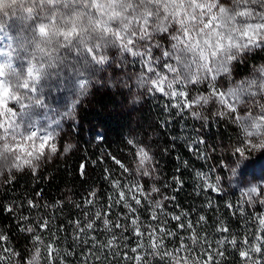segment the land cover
I'll use <instances>...</instances> for the list:
<instances>
[{
  "label": "clouds",
  "instance_id": "clouds-1",
  "mask_svg": "<svg viewBox=\"0 0 264 264\" xmlns=\"http://www.w3.org/2000/svg\"><path fill=\"white\" fill-rule=\"evenodd\" d=\"M13 20L15 35L8 28ZM259 25H264V0H0V33L9 38L0 47V182L38 170L57 156L62 133L51 123L41 125L35 115L30 120L21 117V112H34L44 104V82L65 70L75 78V94L59 110L75 118L76 105L89 93L90 82L99 81L113 52L129 62L140 58L144 66L129 74L139 85L130 102L141 101V92L158 93L155 85H161L169 100L174 88L188 92L193 107L187 112L205 126L223 114L235 129L223 151L232 157L229 174H238L246 161L264 150V60L251 64L246 75L234 77L236 62L264 47V28ZM41 26L46 31L41 32ZM150 46L159 49L152 59ZM157 61L169 67L157 66ZM177 102L184 103L179 95ZM228 103L237 113L226 107ZM49 136L52 139L46 140ZM76 147L66 141L63 154ZM151 165V159L140 158L132 181L159 180ZM209 179L225 190L219 175ZM255 184L241 187L239 193L250 192ZM47 253L45 242L33 244L26 264H51L53 257ZM171 259L182 262V256ZM186 264H194V259Z\"/></svg>",
  "mask_w": 264,
  "mask_h": 264
},
{
  "label": "trees",
  "instance_id": "trees-1",
  "mask_svg": "<svg viewBox=\"0 0 264 264\" xmlns=\"http://www.w3.org/2000/svg\"><path fill=\"white\" fill-rule=\"evenodd\" d=\"M115 55L113 52L112 56ZM109 62L111 60L107 63ZM255 62L257 57L249 56L243 64L236 66V73L246 74L250 65ZM106 64L103 71L106 70ZM174 102V99L169 100L163 93L148 94L143 105L133 115L122 108L120 94L110 85L101 83L87 102L78 109L76 124L70 126V139L77 145L75 150H70L64 155L61 140L55 159L51 163H45L37 170L35 176L30 170H25L24 173L15 174V179L10 184L0 183V232L8 238L6 241H0L3 255L14 259L16 264L17 261L26 264L33 248L32 237L35 233L29 234L20 229L26 228L27 223H34L33 218L38 214H43L49 217L51 225L47 231L42 229L37 231H40L46 244L52 241V233H55L58 237L55 246L60 249V257L51 259V264H61V260L63 264H84L85 257L87 264H123V255L115 256V249L113 252H109L108 248L93 249L90 239L87 244L82 241L74 242L73 228L68 221L77 218L83 220L84 200L89 198V193L94 190L97 191L96 199L107 207L113 193L111 181L119 180L121 187L124 183L132 181L136 175L134 168L140 159L141 148L151 157V166L160 177L154 182L145 177L139 180L145 191H149L153 183L161 189L160 193L153 194L154 199L165 195L174 196L175 200L166 202V207L177 213L181 209L187 211L193 221L199 214H206L208 225L198 228L197 234L205 233L213 242L218 239V235L213 233L218 207L219 213L227 219L231 231L242 236L245 229L244 218L240 217L239 213L231 215L230 210L224 207L225 201L230 200L236 204L240 198V193L231 187L223 154V149L235 129L219 118L217 120L210 118L205 126L191 117L187 109L172 107ZM199 140L203 143H199ZM128 141L132 143L129 144ZM197 173H206L212 180L219 175L225 189L223 194L201 187L203 178L198 177ZM105 176L108 177L107 180ZM27 199L38 202L41 205L40 209H30L27 206ZM57 201L63 202L62 208H50L47 211L43 208L44 204L54 205ZM209 201L213 203V208L204 207ZM12 202L18 207L15 213L4 210V206ZM76 203L81 207L76 208L74 206ZM245 207L249 216L253 212H263L262 208L253 209L246 205ZM123 211L121 205H115L111 213L106 211L105 214L115 220L116 213L122 214ZM141 212L147 219L146 204ZM21 215L29 216V221L26 223L21 220ZM173 226L172 222L168 225L169 228ZM248 227L254 229L255 226L249 221ZM91 234L98 240H105L106 234L99 222ZM180 234L187 235L188 232L182 230ZM179 244V236L164 239L165 248L169 250L178 248ZM129 245L135 246V238L129 241ZM213 247H216L215 243ZM65 250L72 255H67ZM119 251L128 256L133 255L122 245ZM223 251L225 253L223 264H239L240 257L235 250L225 247ZM11 252L18 255L10 257ZM141 254L145 260L151 261V264L168 262L167 257L161 260L158 256L152 257L143 251ZM194 254H200L199 248L195 249ZM47 255L49 256L48 253ZM177 255L184 256L186 253L180 252ZM51 257H55V252ZM129 264L133 262L130 261Z\"/></svg>",
  "mask_w": 264,
  "mask_h": 264
},
{
  "label": "snow or ice",
  "instance_id": "snow-or-ice-1",
  "mask_svg": "<svg viewBox=\"0 0 264 264\" xmlns=\"http://www.w3.org/2000/svg\"><path fill=\"white\" fill-rule=\"evenodd\" d=\"M257 27L264 28V25H259ZM41 32L46 31L44 26L40 28ZM71 34V33H69ZM131 43V41H130ZM91 51V49H89ZM150 55L149 59L159 53V49L149 47L148 49ZM133 55H136L133 52ZM143 55V53H141ZM164 57H167V51L163 53ZM103 57H101V60ZM162 68H168L169 64L164 62L160 64ZM32 69H29V74H31ZM166 78V77H164ZM155 85V82H154ZM157 92L163 93L167 96V91L161 85H155ZM210 87V86H206ZM214 91V89H213ZM177 95L184 101L181 103H173L171 106L181 110L189 109L193 105L189 101L188 92H178L175 88L172 91L171 99L175 100ZM218 95H223V91L219 92ZM226 107L233 113H237V109L232 106L231 103L226 104ZM219 119L223 118L221 114ZM35 135V133H33ZM52 139L50 136L46 140ZM203 143L202 140L198 141ZM129 144L132 141H128ZM249 146H251L249 142ZM53 150H55V145H53ZM240 151V149H237ZM264 151V150H262ZM140 158L151 159L147 151L143 148L139 149ZM118 164L119 161H116ZM123 168L124 166L121 165ZM107 171V170H106ZM127 171V169H125ZM33 176L36 175L37 170H31ZM139 173V170H137ZM145 176L148 175L147 171L144 173ZM198 177L203 178V187L205 189H211L213 192L223 194L221 188L217 187L213 183L209 176H205L204 173H197ZM15 179L14 175H9L6 180L0 183H11ZM107 180L108 177L105 176ZM179 183V181H177ZM113 193L108 200V206L100 204L97 198V191H92L89 193V198L84 200V216L83 220L77 218L76 220H69L68 223L72 225L73 235L72 239L74 242H80L87 244L89 239L92 242V248L95 249L99 247L101 250L108 248L109 252L114 251L115 256L123 255V264H151V261L145 260L144 255L141 251L151 255L152 257L163 256L164 259L167 257L169 264H175V260L171 259L180 252H185L186 255L182 256L181 264H186V261L190 258L194 259V264H223V257L225 247H230L235 250L239 257V264H264V212H253L250 216L246 210V207L255 209L257 205L264 208V186L255 184L250 192L240 193V198L236 204H233L230 200L225 201L224 207L230 210V214L235 216L239 213V216L244 218L245 229L242 236H238L235 232H232L227 219L223 218V214L219 213V208L216 211L218 215L215 217L216 223L213 226V233L218 235V239L214 242L211 240L207 234L201 233L197 234V229L208 225V217L206 214H199L195 221L190 218L187 211L181 209L178 213L170 211L166 207V202L175 200V197L162 196L161 198H153V194H158L161 189L153 184L149 191H145L144 187L140 182L128 181L121 187L119 180L111 181ZM135 189V191H134ZM118 193V195H116ZM39 195V193H37ZM71 202V197L68 198ZM145 204L148 206V216L147 219L142 215L141 210L145 208ZM115 205H121L124 210L123 213H116L117 218L115 220L110 219L106 211L111 213L112 208ZM27 206L30 209H40L41 205L38 202H34L32 199H27ZM63 202L57 201L54 205H48L47 203L43 205L45 211L51 209H56L58 207L62 208ZM76 208H80L81 205L76 203L74 205ZM89 206L90 209H89ZM178 207V206H177ZM205 208H213L214 205L211 201L204 205ZM4 210L10 213H15L18 211V207L15 202L7 204L4 206ZM195 211V209H193ZM55 218L54 216L52 217ZM20 219L26 223L29 221V216L21 215ZM34 223H27L26 228H21V231H26L29 234L35 233L32 237L33 244L39 245L44 243V239L41 236L40 231L37 229H42L47 231L51 225V220L48 216L43 214H38L33 218ZM249 221L254 224V229L248 227ZM98 222L102 225L103 231L106 234L105 240H98L95 235L91 233L96 229ZM173 223V227L169 228V223ZM186 230L187 235H181V231ZM179 236V247L173 248L171 250L165 248L164 239L166 237L176 238ZM52 241L47 243L48 254L51 257L53 252H60V249L55 246V240L58 239L55 233H52ZM135 238V246H130L129 241ZM145 238H147V243H145ZM8 238L3 232H0V241H6ZM188 241V243H185ZM215 243L216 247H213ZM123 246L124 249L130 251L133 255L128 256L122 254L119 249ZM199 248L200 254L196 255L195 249ZM149 249L151 250L149 252ZM39 251V249H37ZM66 251V250H65ZM67 255H72L71 252H67ZM91 254V250L90 253ZM18 254L15 252L10 253V257H15ZM53 257L52 259L59 258ZM206 257V258H205ZM220 257V259H217ZM10 258H6L3 255V246L0 245V264H8ZM97 259H99L97 257ZM17 264H21L17 261ZM61 264L63 261L61 260ZM84 264H87V257L84 258Z\"/></svg>",
  "mask_w": 264,
  "mask_h": 264
},
{
  "label": "rangeland",
  "instance_id": "rangeland-1",
  "mask_svg": "<svg viewBox=\"0 0 264 264\" xmlns=\"http://www.w3.org/2000/svg\"><path fill=\"white\" fill-rule=\"evenodd\" d=\"M8 28L10 32L15 35V32L17 30V22L15 20L11 21L8 25ZM161 39H164L166 41V37H161ZM6 43L7 42L5 41V37H3V33H0V47H4ZM157 55H159V53H157ZM251 55H255L257 57V61L264 60V47L256 50L254 53L246 54L245 59L236 62L234 67L235 78H240L249 72L250 67L246 74L239 75L238 73H236L235 68L237 65L243 64L244 61ZM159 65L160 61H157V66ZM143 67L144 66L141 64L140 58H131V62H129L127 57L118 58L115 55L111 62L106 64V70L100 71L99 81L90 82L89 93L76 105V114L78 112V109L87 102L94 91L98 89L99 85L103 83L106 85H110L116 93L120 94L122 108L135 115L137 110L143 105L147 95L145 96L144 93L141 92L140 94L144 96L141 101L130 102L133 91H138L139 85L138 82L132 81V77L129 74H134L138 71H142ZM221 82L224 84L227 83L223 80ZM125 85H127V87H125ZM76 87L77 85L75 78L69 75L66 70L63 73H58L55 78H51L50 80L44 82V104L37 108L34 112H21V117L30 120L31 117L35 115L36 117H38L41 125H48L51 123L52 127L56 128L62 133V137L58 141V147L60 141L63 140L64 148L66 141H71L70 126L76 124V114L75 118H66L62 116L59 110L64 109L65 105H67L68 103L70 96H74ZM53 121H55V123H52ZM223 154L225 157L224 164L228 171V164L231 162L232 157L224 151ZM228 176L232 189L237 192H239V189L241 187H245L251 182H255L260 186H264V151H261L259 154L252 156V158L246 161L244 167L239 170L238 174H229L228 171ZM256 208L262 207L257 205ZM262 210L264 212V208H262Z\"/></svg>",
  "mask_w": 264,
  "mask_h": 264
},
{
  "label": "bare ground",
  "instance_id": "bare-ground-1",
  "mask_svg": "<svg viewBox=\"0 0 264 264\" xmlns=\"http://www.w3.org/2000/svg\"><path fill=\"white\" fill-rule=\"evenodd\" d=\"M3 37H5L4 34H3ZM8 39H9L8 37H5V41L6 42H8Z\"/></svg>",
  "mask_w": 264,
  "mask_h": 264
}]
</instances>
